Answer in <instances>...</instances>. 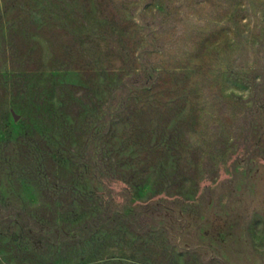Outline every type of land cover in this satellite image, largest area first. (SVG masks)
Returning <instances> with one entry per match:
<instances>
[{
    "label": "rangeland",
    "instance_id": "rangeland-1",
    "mask_svg": "<svg viewBox=\"0 0 264 264\" xmlns=\"http://www.w3.org/2000/svg\"><path fill=\"white\" fill-rule=\"evenodd\" d=\"M244 238L264 264V0H0V264Z\"/></svg>",
    "mask_w": 264,
    "mask_h": 264
},
{
    "label": "crops",
    "instance_id": "crops-1",
    "mask_svg": "<svg viewBox=\"0 0 264 264\" xmlns=\"http://www.w3.org/2000/svg\"><path fill=\"white\" fill-rule=\"evenodd\" d=\"M245 239V244L247 245V240H249V245L251 246L250 249H247L245 246L244 248L240 249L239 250V254H241L242 258L246 257L245 261L242 259L243 261V264H258V261L257 260H249L247 259V256L249 254H254L255 257L258 255V251H257V244H256V240L254 238H249V239ZM249 253V254H247ZM254 259V258H253Z\"/></svg>",
    "mask_w": 264,
    "mask_h": 264
}]
</instances>
